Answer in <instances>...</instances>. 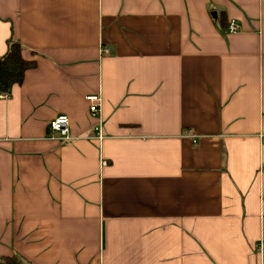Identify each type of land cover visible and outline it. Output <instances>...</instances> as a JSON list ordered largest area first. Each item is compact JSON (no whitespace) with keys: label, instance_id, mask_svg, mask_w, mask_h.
Here are the masks:
<instances>
[{"label":"crops","instance_id":"1","mask_svg":"<svg viewBox=\"0 0 264 264\" xmlns=\"http://www.w3.org/2000/svg\"><path fill=\"white\" fill-rule=\"evenodd\" d=\"M10 41L35 63L0 99V256L264 264V0H0Z\"/></svg>","mask_w":264,"mask_h":264},{"label":"trees","instance_id":"2","mask_svg":"<svg viewBox=\"0 0 264 264\" xmlns=\"http://www.w3.org/2000/svg\"><path fill=\"white\" fill-rule=\"evenodd\" d=\"M33 58L22 56L21 46L17 41H10L5 53L0 57V91H8L13 83H20L27 69L34 66ZM0 264H20L16 256H0Z\"/></svg>","mask_w":264,"mask_h":264},{"label":"built area","instance_id":"3","mask_svg":"<svg viewBox=\"0 0 264 264\" xmlns=\"http://www.w3.org/2000/svg\"><path fill=\"white\" fill-rule=\"evenodd\" d=\"M238 30V26L235 21L230 20L226 25V31L228 33H235ZM7 97V91H0V99ZM88 101V114L90 117L97 120L96 124L92 127L93 134L90 137L95 139H101V122L99 119V107H100V94H94L86 97ZM49 137L57 139H69V120L65 114H57L48 122Z\"/></svg>","mask_w":264,"mask_h":264}]
</instances>
